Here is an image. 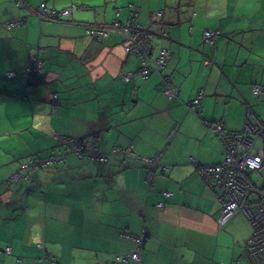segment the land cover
Listing matches in <instances>:
<instances>
[{
    "label": "crops",
    "instance_id": "1",
    "mask_svg": "<svg viewBox=\"0 0 264 264\" xmlns=\"http://www.w3.org/2000/svg\"><path fill=\"white\" fill-rule=\"evenodd\" d=\"M41 3L72 15L41 19ZM133 8L160 34L153 53L170 50L165 73L179 97L166 96L157 73L126 81L139 57L116 29L93 33L127 23ZM206 30L218 32L215 43ZM37 58L30 83L21 75ZM200 90L201 115L191 108ZM248 109L264 122V0H0V264L110 262L133 248L123 232L146 234V264H249L248 218L220 225L222 203L199 173L226 156L209 124L241 131ZM90 135L105 161L70 155L9 182L21 161L51 154L58 136ZM117 147L160 155L159 166L124 165Z\"/></svg>",
    "mask_w": 264,
    "mask_h": 264
},
{
    "label": "built area",
    "instance_id": "2",
    "mask_svg": "<svg viewBox=\"0 0 264 264\" xmlns=\"http://www.w3.org/2000/svg\"><path fill=\"white\" fill-rule=\"evenodd\" d=\"M21 5V2L19 3ZM161 14V13H159ZM36 15L43 19H65L72 15V8L56 10L41 3L36 11ZM119 12L117 13V16ZM137 10L134 9L130 20L126 24H120L115 20L111 25L94 28L93 33L104 35L110 30L116 29L125 39V50L142 58L140 69L125 73L124 79L131 81L136 77L148 78L153 72H162L170 60V51L163 48L158 55L152 56V45L155 43L154 34L137 22ZM19 23L14 21L8 25L13 26ZM217 32L206 30L204 40L214 42ZM42 61L37 58L35 64L29 67L22 74V77L31 79L41 71ZM9 77H16L14 71L8 73ZM162 91L170 99L179 96L180 91L169 81V76H163L161 82ZM259 90L256 88L255 91ZM204 90H200L196 98L191 103V108L197 113L202 114V100ZM212 132L224 144L226 156L220 163L207 164L199 168L202 178L217 191L219 200L222 203L221 213L218 219L220 225L226 224L234 215L243 213L248 218L252 226V235L247 240L243 257L249 264H264V148L257 147L258 142H264V122L248 109L244 127L241 131L227 132L221 122L209 124ZM63 150L54 152L47 159L35 158L22 166L28 167H48L58 162H64L67 155L73 153L80 159L93 162H103L107 156L100 151L99 140L95 135H90L81 140L69 141ZM126 150V149H125ZM115 148L114 154L123 155L125 161L134 158L146 167L157 168L159 166L160 155L149 158L139 156L133 152ZM39 165V166H38ZM255 173L256 178L252 177ZM148 185H151L155 176L150 170L146 176ZM17 180V176L13 177ZM171 196V193H167ZM163 206V203L159 204ZM146 234L134 235L123 232L121 239L133 244L131 252L127 255L118 254L110 262L102 264H146L143 256V246ZM41 247V245H39ZM10 253V248L6 250ZM49 258H51L49 256Z\"/></svg>",
    "mask_w": 264,
    "mask_h": 264
},
{
    "label": "trees",
    "instance_id": "3",
    "mask_svg": "<svg viewBox=\"0 0 264 264\" xmlns=\"http://www.w3.org/2000/svg\"><path fill=\"white\" fill-rule=\"evenodd\" d=\"M134 9V8H133ZM57 10V9H56ZM41 19H43V18H41ZM45 20H50V21H59V19H54V18H50V19H45ZM126 24V23H125ZM108 25H110V24H108ZM149 31L151 32V33H153L154 34V37H155V42H156V40L158 39V36L160 35V34H156V33H154V32H152L150 29H149ZM218 32H217V38H218ZM123 36V35H122ZM216 38V39H217ZM216 39H215V41L214 42H206V43H215L216 42ZM124 41H125V39H124ZM158 42V41H157ZM154 49H155V43H154V45H152V56H156V55H158V53L155 55L154 53H153V51H154ZM163 49V48H162ZM169 50V49H168ZM170 51V50H169ZM133 54V53H132ZM134 55H136V54H134ZM170 55H171V52H170ZM137 56V55H136ZM137 57H139V59H140V63H141V65H142V58L140 57V56H137ZM40 59V58H39ZM41 60V59H40ZM169 62V61H168ZM167 66H168V64H167ZM167 66L165 67V69L162 71V72H153L152 74H154V73H157V74H159V75H161L162 77L163 76H169V81L171 82V84L174 86V87H176L178 90H179V88L174 84V82H173V80H172V78H171V76L169 75V74H167V73H165V70H166V68H167ZM140 69V68H139ZM135 71V70H134ZM131 72V71H130ZM151 74V75H152ZM124 77V76H123ZM148 77H150V75L148 76ZM30 83L31 82H33L35 79H34V77L33 78H31V79H28V78H26ZM143 79V78H142ZM147 79V78H146ZM161 82H162V79H161ZM160 85H161V83H160ZM162 88V87H161ZM180 91V90H179ZM199 93V92H198ZM180 95V94H179ZM198 95V94H197ZM179 97V96H178ZM196 98V97H195ZM194 98V99H195ZM193 99V100H194ZM201 115V114H200ZM177 130V129H176ZM175 130V131H176ZM85 138V137H84ZM84 138H82V139H84ZM76 141V140H81V139H75V138H71V137H57V145L52 149V151H51V154H49L48 156H39V155H34V156H31V157H28L27 159H25V160H23V161H21V163H20V167H19V169H18V171L15 173V174H13L12 175V178L11 179H9V182H13L14 180H13V177L14 176H17V180H15L14 182H17V181H20L21 180V178L24 176L23 174H25V173H27V172H31V171H39V170H47V169H50V168H53V167H57V166H60V165H62V164H64L66 161H67V158L70 156V155H75V154H73V153H71V154H69V155H67V157H66V160L64 161V162H58V163H56V164H53V165H51V166H48V167H41V166H39V167H36V168H34V167H31L30 165H28V167H23L22 165L23 164H25V163H28V162H30L31 160H33V159H35V158H40V159H47V158H49V157H51L52 155H53V153L54 152H57L58 150H63V149H65L67 146V144L69 143V141ZM117 149H122V150H125V148H119V147H117ZM125 152H132V151H129V150H125ZM117 155V154H116ZM75 156H77V155H75ZM119 156H121L122 157V163L124 164V165H126L127 164V162H128V159H127V161H125V157L123 156V155H119ZM129 159H131V158H129ZM132 160H135L134 158H132ZM86 161H89V160H86ZM93 162V161H92ZM97 163H101V162H97ZM146 167V166H145ZM149 168V167H148ZM150 171V169H148V172ZM252 176H254V178H256V175H255V173H253L252 174ZM39 245H41V244H39ZM42 246V245H41ZM51 258H49V259H52V256H50Z\"/></svg>",
    "mask_w": 264,
    "mask_h": 264
},
{
    "label": "rangeland",
    "instance_id": "4",
    "mask_svg": "<svg viewBox=\"0 0 264 264\" xmlns=\"http://www.w3.org/2000/svg\"><path fill=\"white\" fill-rule=\"evenodd\" d=\"M160 39V38H159ZM191 110V109H190ZM264 146V143L263 142H258L257 143V147L259 148V147H263ZM35 190V189H34Z\"/></svg>",
    "mask_w": 264,
    "mask_h": 264
},
{
    "label": "bare ground",
    "instance_id": "5",
    "mask_svg": "<svg viewBox=\"0 0 264 264\" xmlns=\"http://www.w3.org/2000/svg\"><path fill=\"white\" fill-rule=\"evenodd\" d=\"M66 19V18H65ZM62 20H64V19H62ZM148 29V28H147ZM149 30V29H148Z\"/></svg>",
    "mask_w": 264,
    "mask_h": 264
}]
</instances>
